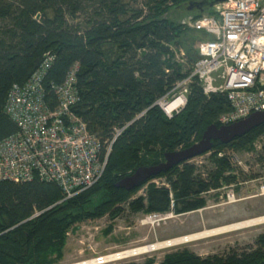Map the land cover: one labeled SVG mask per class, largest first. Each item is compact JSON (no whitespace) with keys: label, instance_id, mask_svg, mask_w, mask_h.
<instances>
[{"label":"trees","instance_id":"obj_1","mask_svg":"<svg viewBox=\"0 0 264 264\" xmlns=\"http://www.w3.org/2000/svg\"><path fill=\"white\" fill-rule=\"evenodd\" d=\"M185 1L144 0L138 7L123 0H0V20L9 21L0 31V140L17 131L4 111L9 89L26 83L48 52L56 55L48 86L61 84L70 67L80 63L76 109L92 132L106 139L115 127H126L102 178L72 199L64 200L55 183L0 182V264H55L63 258L67 232L78 223L118 218L124 205L135 214L168 213L172 204L175 214L193 212L206 206L203 193L236 181L230 158L218 154L252 151L264 124L227 145L214 142L207 177L187 161L132 191L114 186L141 166L163 162L165 152L199 142L208 126H222L219 118L232 110L226 95L208 97L198 78L189 86L186 106L171 119L155 105L191 74L199 58L198 53L196 60L187 56L193 65L186 67L174 61L172 50L164 51L180 45L186 34L181 23L165 18ZM79 13L87 15L84 23L75 22ZM205 14L214 15V7L194 16ZM163 178L168 186L151 183ZM146 185L145 195L135 197ZM112 230L110 225L105 233ZM160 264H264V232L241 253L201 257L182 250Z\"/></svg>","mask_w":264,"mask_h":264},{"label":"built area","instance_id":"obj_2","mask_svg":"<svg viewBox=\"0 0 264 264\" xmlns=\"http://www.w3.org/2000/svg\"><path fill=\"white\" fill-rule=\"evenodd\" d=\"M213 7L214 15L189 16L182 23L205 38L197 45L199 58L191 74L155 103L170 119L186 106L195 78L208 97L227 96L232 110L219 118L221 125L264 111V0H227ZM55 62L56 55L46 53L26 83L9 89L4 111L17 131L0 140V182L55 183L69 200L102 178L113 144L126 127H115L106 139L92 132L76 109L81 100L80 63L70 67L61 84L48 86L46 79ZM176 101L181 104L169 110ZM234 197L228 194L229 200ZM157 217L161 216L152 214L148 220ZM124 252L66 264H109L140 255L120 256Z\"/></svg>","mask_w":264,"mask_h":264},{"label":"rangeland","instance_id":"obj_3","mask_svg":"<svg viewBox=\"0 0 264 264\" xmlns=\"http://www.w3.org/2000/svg\"><path fill=\"white\" fill-rule=\"evenodd\" d=\"M125 3L142 7L144 0H123ZM186 0L182 5L173 7L165 18L178 23H183L189 16H194L199 10L188 9L189 2ZM200 1V0H198ZM77 23H84L87 15L78 14ZM70 23L72 19L68 18ZM9 21L0 20V31L7 27ZM186 34L181 44L171 45L170 50L175 55L174 61L184 66L193 65L187 56L197 59V45L205 36L186 28ZM188 67V66H186ZM264 135L260 137L252 151L236 152L226 150L221 152L230 158L233 173L237 176L236 181L225 183L218 189H211L203 193L206 200L205 207L185 213L175 214L174 205L168 213L143 212L132 213L127 205L123 206V212L118 218L111 219L105 216L95 220H87L73 226L66 234V245L63 250L62 260L55 264L75 263L87 260L97 255H107L152 246L157 243L197 234L205 230L216 229L226 225L246 221L264 216ZM212 151V150H211ZM195 157L189 160L194 164L198 173L207 177L213 169L211 155L213 152ZM220 157V156H219ZM158 187L168 186L166 180L154 179L151 181ZM147 185L140 190L138 195H145ZM263 189V190H262ZM235 197L228 199V194ZM171 198L173 195L171 194ZM152 214L161 217L148 220ZM112 225L111 233L106 234V229ZM264 232V224L232 231L208 238L184 243L172 248H164L158 251L143 253L109 264H145L150 260L152 264H160L167 254L182 250H189L201 257L212 255H226L231 251L241 253L254 245L257 237Z\"/></svg>","mask_w":264,"mask_h":264},{"label":"water","instance_id":"obj_4","mask_svg":"<svg viewBox=\"0 0 264 264\" xmlns=\"http://www.w3.org/2000/svg\"><path fill=\"white\" fill-rule=\"evenodd\" d=\"M227 0H205L196 2L191 0L188 9L192 11L196 6L202 7L208 4L213 6L216 3L225 2ZM40 18V16H38ZM164 51H170L169 46L164 47ZM264 124V111L251 114L246 119L229 124V125H210L208 126L199 142L192 146L176 151L164 153V161L152 166H141L133 174L124 177L115 183V188L132 191L138 188L144 182L161 173L171 170L174 166L187 162L195 157L204 155L213 149L214 142L219 141L224 145L233 142L236 138H240L253 129Z\"/></svg>","mask_w":264,"mask_h":264},{"label":"bare ground","instance_id":"obj_5","mask_svg":"<svg viewBox=\"0 0 264 264\" xmlns=\"http://www.w3.org/2000/svg\"><path fill=\"white\" fill-rule=\"evenodd\" d=\"M180 104H181V101L174 102L173 104H171L169 106V110L175 109ZM262 224H264V216L259 217V218L249 219V220L234 223V224H230V225H226V226L219 227L216 229L205 230V231L197 233V234H193V235H189V236H185V237H181V238L157 243V244H154L152 246L142 247V248L126 251V252L120 254V256L133 255V254H143V253H148V252H152V251L153 252L158 251V250H161L164 248H172V247L184 244V243H189L192 241L208 238L211 236H216V235H220V234H224V233H228V232H232V231H238L241 229L254 227V226L262 225Z\"/></svg>","mask_w":264,"mask_h":264},{"label":"flooded vegetation","instance_id":"obj_6","mask_svg":"<svg viewBox=\"0 0 264 264\" xmlns=\"http://www.w3.org/2000/svg\"><path fill=\"white\" fill-rule=\"evenodd\" d=\"M196 2H201V1H205V0H200V1H198V0H195ZM189 4H190V2H189ZM189 7V6H188ZM208 7V4H206L205 6H202V7H195L193 10H199V11H204V9H206Z\"/></svg>","mask_w":264,"mask_h":264}]
</instances>
